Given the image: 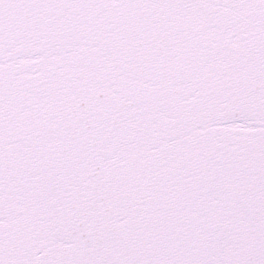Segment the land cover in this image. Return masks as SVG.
Here are the masks:
<instances>
[{
  "label": "snow or ice",
  "instance_id": "1",
  "mask_svg": "<svg viewBox=\"0 0 264 264\" xmlns=\"http://www.w3.org/2000/svg\"><path fill=\"white\" fill-rule=\"evenodd\" d=\"M0 264H264V0H0Z\"/></svg>",
  "mask_w": 264,
  "mask_h": 264
}]
</instances>
